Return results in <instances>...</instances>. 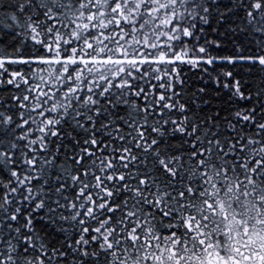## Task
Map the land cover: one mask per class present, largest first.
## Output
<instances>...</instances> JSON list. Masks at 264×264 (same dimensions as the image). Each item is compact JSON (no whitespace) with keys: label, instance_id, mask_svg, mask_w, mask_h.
<instances>
[{"label":"snow or ice","instance_id":"6c2138e0","mask_svg":"<svg viewBox=\"0 0 264 264\" xmlns=\"http://www.w3.org/2000/svg\"><path fill=\"white\" fill-rule=\"evenodd\" d=\"M0 264H264V0H0Z\"/></svg>","mask_w":264,"mask_h":264}]
</instances>
